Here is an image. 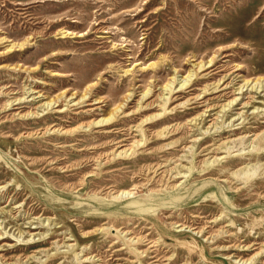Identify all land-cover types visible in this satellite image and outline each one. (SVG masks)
Wrapping results in <instances>:
<instances>
[{
    "label": "rangeland",
    "instance_id": "1",
    "mask_svg": "<svg viewBox=\"0 0 264 264\" xmlns=\"http://www.w3.org/2000/svg\"><path fill=\"white\" fill-rule=\"evenodd\" d=\"M263 85L264 0H0V264H264Z\"/></svg>",
    "mask_w": 264,
    "mask_h": 264
},
{
    "label": "bare ground",
    "instance_id": "2",
    "mask_svg": "<svg viewBox=\"0 0 264 264\" xmlns=\"http://www.w3.org/2000/svg\"><path fill=\"white\" fill-rule=\"evenodd\" d=\"M19 44H20V43H19ZM215 64H216V62H215V58L213 57V58H211V59L209 60V62H208V64H207V68H208V67H211V68H212V67H214ZM203 66H205V64H201V65H200V68L203 67ZM204 69H205V68H204ZM125 73H126V72H125ZM193 74H194V73H189V74L186 76L185 81H184L183 83H181V86H184V85L186 84L187 81H190V80L192 79L191 77L193 76ZM245 85H246V84H244V86H245ZM247 85H248V86L251 85V82H250V83L247 82ZM258 85H259V84H258ZM167 86H168V85H167ZM263 86H264V85H263ZM254 87L257 88V87H259V86H257V85L255 86V83H254V84L252 85L251 89L254 88ZM255 90H256V89H255ZM199 91H200V90H199ZM235 99H236V97H235V98H232V99L230 100V102L228 103V105L232 104V102H233ZM25 102H26V101H25ZM49 104H50V103H48V105H49ZM224 107H225V105H224ZM113 114H114V113H113ZM104 118H105V117H104ZM108 119H109V118H108ZM101 120L103 121L104 119L101 118ZM42 241H43V240H42ZM189 243H190V242H189ZM249 244H250V243H249Z\"/></svg>",
    "mask_w": 264,
    "mask_h": 264
}]
</instances>
